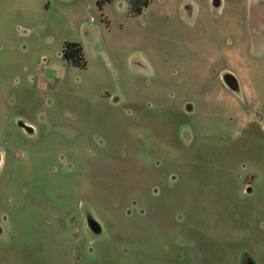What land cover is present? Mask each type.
Here are the masks:
<instances>
[{
  "label": "rangeland",
  "instance_id": "rangeland-1",
  "mask_svg": "<svg viewBox=\"0 0 264 264\" xmlns=\"http://www.w3.org/2000/svg\"><path fill=\"white\" fill-rule=\"evenodd\" d=\"M108 1L0 0V264H264V0Z\"/></svg>",
  "mask_w": 264,
  "mask_h": 264
},
{
  "label": "trees",
  "instance_id": "trees-1",
  "mask_svg": "<svg viewBox=\"0 0 264 264\" xmlns=\"http://www.w3.org/2000/svg\"><path fill=\"white\" fill-rule=\"evenodd\" d=\"M139 0H132V7L135 9V4ZM98 6L100 10L103 9V2L99 1ZM63 58L70 63L72 66L85 69L88 66V62L85 56V50L81 43L78 42H69L66 43L63 49Z\"/></svg>",
  "mask_w": 264,
  "mask_h": 264
},
{
  "label": "crops",
  "instance_id": "crops-1",
  "mask_svg": "<svg viewBox=\"0 0 264 264\" xmlns=\"http://www.w3.org/2000/svg\"><path fill=\"white\" fill-rule=\"evenodd\" d=\"M109 1H110V0H109ZM109 1H108V2H109ZM82 45H83V44H82ZM83 47H84V45H83ZM84 50H86L85 47H84ZM62 55H63V53H62ZM231 77L233 78V76H231ZM234 79H236V77H234Z\"/></svg>",
  "mask_w": 264,
  "mask_h": 264
}]
</instances>
